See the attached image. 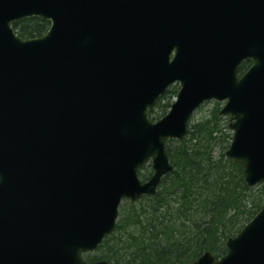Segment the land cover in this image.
<instances>
[{"label":"water","instance_id":"obj_1","mask_svg":"<svg viewBox=\"0 0 264 264\" xmlns=\"http://www.w3.org/2000/svg\"><path fill=\"white\" fill-rule=\"evenodd\" d=\"M29 18L49 31L19 37ZM212 101L230 120L225 156L263 185L264 0H0V264H111L84 254L124 200L157 194L167 142ZM226 247L193 264H264V207Z\"/></svg>","mask_w":264,"mask_h":264},{"label":"trees","instance_id":"obj_2","mask_svg":"<svg viewBox=\"0 0 264 264\" xmlns=\"http://www.w3.org/2000/svg\"><path fill=\"white\" fill-rule=\"evenodd\" d=\"M51 23L29 18L13 24L23 39L40 38ZM251 62L242 64L244 73ZM177 94L170 88L150 113L152 121L171 107ZM198 121H191L183 140H169L166 150L173 171L154 196L132 203L124 200L115 231L98 250L84 255L88 262L111 264H193L205 253L226 255V243L264 207V184L247 187L244 166L225 156L232 140L221 104ZM153 175L152 165L139 173L142 181Z\"/></svg>","mask_w":264,"mask_h":264},{"label":"rangeland","instance_id":"obj_3","mask_svg":"<svg viewBox=\"0 0 264 264\" xmlns=\"http://www.w3.org/2000/svg\"><path fill=\"white\" fill-rule=\"evenodd\" d=\"M176 89H177V92H178V90H179V86H178V85H176ZM175 98H176V95H175V97H172V98L170 99V103H171V105L174 103ZM213 104H214L213 102L204 104V105H203V106L197 111V113L195 114L193 120H194V121H198L200 118H202V117H204L205 115H207V114L210 112V110L212 109ZM223 106H224V104L221 103V109H222ZM169 110H170V108H168V109L166 110V112H160L159 119L162 118V117H164L166 114H168ZM227 119H228V126H229V124H230V120H229V118H227ZM193 120H192V121H193ZM230 132L232 133V131H230Z\"/></svg>","mask_w":264,"mask_h":264}]
</instances>
